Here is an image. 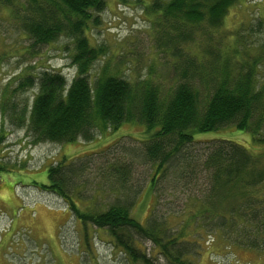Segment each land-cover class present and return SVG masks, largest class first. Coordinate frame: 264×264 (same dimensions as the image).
<instances>
[{
  "label": "trees",
  "instance_id": "obj_1",
  "mask_svg": "<svg viewBox=\"0 0 264 264\" xmlns=\"http://www.w3.org/2000/svg\"><path fill=\"white\" fill-rule=\"evenodd\" d=\"M239 1L152 0L149 10L157 12L163 24H157L155 43L169 54L165 68L172 78L161 88L151 80L130 81L110 73L90 77L102 49L90 44L86 29L89 22H97L105 0H23L19 23L31 47L70 37L75 72L71 79L45 67L23 73L18 88L37 91L27 112L10 102L11 116L16 115L33 143L89 141L97 137L96 131L115 130L127 122L142 125L141 147L130 150V161L118 159L110 165L111 181L129 185L133 160L153 169L137 194L158 192L164 180L165 185L189 187L203 178L204 190L189 196L196 205L189 212L193 224L205 222L232 244L264 252V85L256 71L264 43L256 45V53L236 42L225 48L207 44L199 53L185 48L192 40L191 27H220ZM6 106L0 101V109ZM227 126L247 133L261 151L251 152L244 143L227 138H212L199 149L196 134ZM59 161L48 168L43 187L64 198L83 225L109 231L134 264H155L141 245L145 240L172 263L189 264L181 259L191 253V243L180 232L169 234L165 221L149 218L143 225L131 217L133 200L97 212L81 210L71 193L72 180L84 165L73 166L66 156Z\"/></svg>",
  "mask_w": 264,
  "mask_h": 264
},
{
  "label": "rangeland",
  "instance_id": "obj_2",
  "mask_svg": "<svg viewBox=\"0 0 264 264\" xmlns=\"http://www.w3.org/2000/svg\"><path fill=\"white\" fill-rule=\"evenodd\" d=\"M151 3L105 0L97 22H89L86 29L90 44L102 49L90 69L91 78L110 73L130 81L151 80L161 88L171 84L165 68L169 54L155 43L156 27L162 21L157 12H150ZM21 6L23 0H0V101L7 104V109H0V264H134L109 231L83 225L64 198L43 187L48 182V168L63 156L73 166L84 165L72 180L71 193L81 210L97 212L114 202L133 200L131 217L143 225L149 218L159 224L165 221L163 227L169 234L180 232L182 239L191 243V253L182 257L183 263L264 264V252L232 244L205 222L193 224L189 212L196 205L193 207L189 196L204 190L203 178L194 179L189 187L165 185L164 180L158 192L137 194L153 169L133 160L129 185L121 187L111 181L110 165L118 159L130 161V150L141 147L142 125L127 122L115 130L96 131L97 137L89 141H31L8 105L13 102L25 112L31 108L37 90L18 88L23 73L45 67L71 79L75 72L73 40L63 35L49 44L31 47L32 40L19 23ZM202 26L191 27L192 40L185 47L190 52L199 53L207 44L225 48L236 42L256 53V45L264 43V0H240L230 7L220 27ZM256 71L264 85V58ZM212 138L231 139L244 143L251 152L261 151L247 133L232 126L196 134L200 142L196 144L203 149L202 143ZM141 245L155 264H174L150 240L141 241Z\"/></svg>",
  "mask_w": 264,
  "mask_h": 264
},
{
  "label": "bare ground",
  "instance_id": "obj_3",
  "mask_svg": "<svg viewBox=\"0 0 264 264\" xmlns=\"http://www.w3.org/2000/svg\"><path fill=\"white\" fill-rule=\"evenodd\" d=\"M63 16V15H62ZM70 34V33H69ZM79 43V42H78ZM199 83V82H198ZM201 113V112H200ZM264 128V127H263ZM263 140V139H262ZM219 167V166H218ZM241 205V204H240ZM168 214V213H167ZM35 234V233H34Z\"/></svg>",
  "mask_w": 264,
  "mask_h": 264
}]
</instances>
